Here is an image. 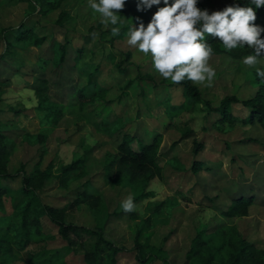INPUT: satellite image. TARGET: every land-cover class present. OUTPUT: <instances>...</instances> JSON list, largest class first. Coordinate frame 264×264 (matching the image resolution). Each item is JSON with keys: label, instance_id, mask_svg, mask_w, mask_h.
Segmentation results:
<instances>
[{"label": "rangeland", "instance_id": "374dc122", "mask_svg": "<svg viewBox=\"0 0 264 264\" xmlns=\"http://www.w3.org/2000/svg\"><path fill=\"white\" fill-rule=\"evenodd\" d=\"M199 1L215 10L232 5L233 0ZM138 2L126 0L118 13L121 23L105 25L101 15L89 7V0H54L55 5L49 9L41 4L42 0H0V130L14 140L9 169L17 173L0 180L7 186L5 208H0V228L4 230L6 221H19L13 204L22 199L18 191L21 173L23 168H32L41 152V164L51 161L54 167L52 176L39 190L40 198L63 205L85 185L94 189L100 197L98 203H80L71 214L76 223L102 229L107 238L131 253L120 257L117 264H139L133 256L139 251L138 242L149 264H228L234 252L233 240L242 233L257 249L264 247V212L247 217L221 214V209L238 194L253 195L264 206V125L240 119L215 123L219 113L206 101L215 106L226 94L240 98L253 94L255 87L250 82L256 78V68L243 64L252 50L237 57L224 46L225 50L213 52L209 61L216 72L212 85H198L201 100L190 102L179 85L155 71L151 54L145 55L127 44L129 29L141 22L146 27L158 8L164 6L161 0L160 5L141 11ZM172 2L169 0V4ZM259 21L264 27L263 15ZM20 23L34 25L45 35L44 42L35 46L13 41L5 49L2 31ZM112 27L120 28L118 35H112ZM54 41L65 45L60 64L49 59ZM256 67L264 69V57ZM95 70L97 80L107 90L79 109L74 93ZM30 73L46 77L47 104L62 113L55 121L46 115L55 112L53 109L38 105V97L29 86L33 78ZM138 73L150 74L159 83L158 93L140 95L135 81ZM129 79L133 81L126 87ZM231 113L247 115L241 103H232ZM102 120L115 121L112 133L104 130ZM125 131L143 141H150L155 133L163 137L157 158L162 176L150 180L147 189L151 195L135 202L136 209L131 213L121 208V202L132 196L126 178L104 175ZM197 140L202 146L195 152ZM74 160L75 168L66 174L68 185L59 186L58 176L65 177L60 174L62 166ZM193 162H197L195 169ZM76 173L81 174L78 179H74ZM160 200L164 205L159 214L145 225L144 218ZM41 224L44 242L36 246L40 255L58 256L64 264H86L78 243L68 244L47 217H41ZM196 231H203L200 236L204 240L198 253L192 247ZM32 245L27 247L34 249ZM261 256L264 259V251ZM4 261L22 264L16 257Z\"/></svg>", "mask_w": 264, "mask_h": 264}, {"label": "trees", "instance_id": "16d2710c", "mask_svg": "<svg viewBox=\"0 0 264 264\" xmlns=\"http://www.w3.org/2000/svg\"><path fill=\"white\" fill-rule=\"evenodd\" d=\"M29 1V0H27ZM44 5H48V9L52 8L55 3L54 0H42ZM239 5L241 7L252 6L256 11L255 24L260 25V16H264V6L255 8V5H250L249 0H233L232 5ZM197 6L200 9L205 8L198 0ZM209 13L217 10H223L222 8L209 10ZM59 20V19H58ZM2 39L4 41L5 49L11 45L13 41H22L29 44L40 46L45 39V35L40 34L34 25H28L20 23L17 26L5 27L2 31ZM206 42L212 47L213 52H220L225 50L222 42L218 38H213L206 35ZM52 52L49 59L53 60L55 64L62 63L65 54V45L59 41H54L51 45ZM232 56H242L248 54L250 49L245 46L244 48L237 47L232 50H226ZM126 58H129V53L126 54ZM89 75L86 84L78 88L74 93V98L79 109H83L88 102H91L95 97L103 95L107 90L105 85H102L96 78V72ZM33 76L30 83V87L34 90L38 97V105L49 109V105L46 101L47 95V79L43 75ZM3 79H0V83ZM133 79H129L125 86L128 87L132 83ZM135 81L140 88L139 94L145 95L148 92L158 93L161 89L159 83L148 73H138ZM250 84L255 87L251 96L240 98L235 94H226L222 96L217 105L213 106L210 102L206 101L211 110H215L219 113V117L213 122L232 123L233 120L240 119L241 121H253L257 120L264 125V79L258 77L253 79ZM181 88L182 95L190 102H197L201 100V91L198 85L191 81L185 80L180 84H177ZM232 103H241L245 108L246 116H237L231 113ZM49 106V107H48ZM55 112H47L46 115L51 121H55L62 115L60 109L52 108ZM102 127L108 133L113 132L115 121L108 122L105 120L100 121ZM188 133V132H186ZM40 140V134H37ZM161 133H155L150 141H143L135 133L125 131L122 133L119 142L116 144L115 153L111 154L107 163L106 177H125L130 185L132 196L134 197V203L141 201L145 197L151 195V191L147 189L148 183L154 177L162 176V167L157 161L159 150L162 142ZM173 141L172 144H175ZM14 140L3 130H0V180L15 177V174L9 169L10 154L13 149ZM202 146L201 140H197L194 144L193 150H197ZM42 154L39 153L37 162L32 166L29 171L23 168V172L20 177V184L18 191L22 195L20 202L13 204L15 212L19 215V221L17 223H11L6 221L4 230L0 228V264H5L6 258L16 257L22 264H64L63 259H58V256H42L36 249V246L41 241L44 242V232L41 224V217H47L48 220L57 226L61 237L68 243H78L79 248L84 250L83 258L86 264H117L120 256L125 254L124 246L115 244L112 240L106 237L102 229L93 228L84 224H78L73 220L72 211L83 202L89 204L98 203L99 194L93 189L91 190L86 185L80 190L76 191L75 197L63 205H53L45 202L40 198L39 190L52 176L53 163L51 161L41 164ZM76 160L64 164L61 168L59 186L66 187L68 185V178L66 174L75 168ZM197 162L192 163V168H196ZM59 172V171H58ZM57 172V173H58ZM77 174V173H76ZM81 174H77L74 179H78ZM7 193V186L0 182V208H5L4 197ZM164 201H156L153 211L150 215L144 218V224H149L150 219L154 215H158ZM264 212V206L262 202H256L253 195L238 194L231 199V202L221 209V214L227 217L232 216H248L257 214L262 215ZM203 231H196L193 238L194 253H198L204 244V240L200 234ZM139 236V230H136V238ZM90 248L86 249L89 246ZM235 245L233 246L234 252L229 260L228 264H264V259L261 256L263 249H257L254 243L250 241L244 233L233 240ZM33 244V245H32ZM139 251L134 254L138 258L139 264H149L144 252V248L138 242L136 243ZM29 245L34 246V249H30ZM60 255V254H59ZM59 260V261H58Z\"/></svg>", "mask_w": 264, "mask_h": 264}, {"label": "clouds", "instance_id": "9594fccd", "mask_svg": "<svg viewBox=\"0 0 264 264\" xmlns=\"http://www.w3.org/2000/svg\"><path fill=\"white\" fill-rule=\"evenodd\" d=\"M126 0H89V7L102 17V23L118 25L120 13ZM161 0H139L138 10L150 9L160 5ZM153 14L151 21L145 25L129 29L127 44L137 48L141 53L151 54L155 71L165 80L180 84L185 80L196 85L210 87L216 76L215 69L209 61L213 50L206 42V35L218 38L226 50L237 47L252 50L243 64L256 68V75L264 79V69L256 67L264 57V27L255 24L256 11L252 6H226L223 10L209 13L200 9L198 0H163ZM255 8L264 6V0H249ZM119 27H112L113 36L118 35ZM95 36V33L92 34ZM124 212L135 211L134 197L129 195L121 202Z\"/></svg>", "mask_w": 264, "mask_h": 264}, {"label": "crops", "instance_id": "0c3cea01", "mask_svg": "<svg viewBox=\"0 0 264 264\" xmlns=\"http://www.w3.org/2000/svg\"><path fill=\"white\" fill-rule=\"evenodd\" d=\"M248 216H251V215H248ZM240 217H247V216H240ZM124 256H131V253H128V252H126L125 254H123L122 256H120V257H124ZM133 256H134V254H133ZM119 257V258H120ZM119 260V259H118ZM118 262V261H117Z\"/></svg>", "mask_w": 264, "mask_h": 264}]
</instances>
